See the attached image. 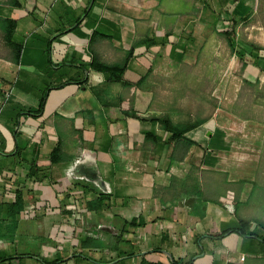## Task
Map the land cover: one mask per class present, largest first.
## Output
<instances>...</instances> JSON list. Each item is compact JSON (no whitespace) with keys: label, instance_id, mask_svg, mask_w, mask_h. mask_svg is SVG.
Returning a JSON list of instances; mask_svg holds the SVG:
<instances>
[{"label":"crops","instance_id":"obj_1","mask_svg":"<svg viewBox=\"0 0 264 264\" xmlns=\"http://www.w3.org/2000/svg\"><path fill=\"white\" fill-rule=\"evenodd\" d=\"M13 1L0 9L1 25H14V45L1 28L0 257L264 264V176L246 174L248 159L233 175L231 158L232 133L264 132V0ZM127 55L119 80L95 68ZM234 74L240 112H185ZM160 115L205 121L171 139L150 120ZM241 221L244 232L226 231ZM98 230L121 234L135 255L79 256V240Z\"/></svg>","mask_w":264,"mask_h":264},{"label":"trees","instance_id":"obj_2","mask_svg":"<svg viewBox=\"0 0 264 264\" xmlns=\"http://www.w3.org/2000/svg\"><path fill=\"white\" fill-rule=\"evenodd\" d=\"M13 3H15L12 0ZM1 28L4 32V39L8 44L14 45L11 42V37L14 31V25L12 22H9L8 20H3L2 21ZM5 24V27H4ZM128 55L124 59V61L119 64V65H95V68L98 70H103L106 71L110 74L111 78L115 80H119L121 78V74L123 70L126 67L127 64V59ZM17 59H15L16 61ZM136 117H138L136 114H134ZM150 120H153L157 122L160 127L163 130H166L171 133V139H177L180 136H182L184 133H186L191 126H197L199 124H202L205 119L204 118H199L197 121H194V123L190 125H183L179 126L178 124H175L171 117L169 115H160L156 117L150 118ZM58 152V147L54 148L50 155L51 161H54L58 159L56 156V153ZM102 198H97L95 200L87 202V209L89 210H94L98 207H101L100 202ZM21 204L20 197L19 199H16L14 202L8 204V216L7 219L9 220V225L6 229V240L10 241L15 233L16 227H17V220H16V213H15V208ZM133 222V221H132ZM130 222V223H132ZM249 223L247 221H241L239 225L229 228L226 231L231 232V231H237V232H244L246 230V227ZM127 240L123 239L121 234L112 232V231H107V230H98L96 234L94 235H86L83 238H81L78 242V250L79 256H82L84 258H87L88 256L86 253H104V252H117L118 257H131L135 255V252L129 251L123 248V246H128ZM75 256V255H74ZM21 258H34L37 260L39 264H57L60 262H64V259H57L53 261H47L46 259L40 257L37 254L34 253H20L16 255H7L0 257V264H11V261L14 259H21ZM88 259V258H87ZM98 264V263H97ZM137 264H163L161 262H151L144 257H142ZM168 264H193L192 260L191 261H181V260H175L171 259Z\"/></svg>","mask_w":264,"mask_h":264},{"label":"rangeland","instance_id":"obj_3","mask_svg":"<svg viewBox=\"0 0 264 264\" xmlns=\"http://www.w3.org/2000/svg\"><path fill=\"white\" fill-rule=\"evenodd\" d=\"M5 0H0V9L3 7ZM3 46L1 22H0V48ZM232 83L225 86H217L216 98L214 100H200L184 102V110L189 115L199 113L201 116L208 114L216 106L224 107L226 110L240 112L239 94L242 85L239 84V74H234ZM206 89L207 86H200V89ZM205 92V93H204ZM205 90H200L199 96H204ZM247 109V108H246ZM249 109V108H248ZM193 117V116H192ZM191 119V117L189 118ZM257 137L245 139L240 133H232V173L239 176L244 170L243 160L248 159L246 174L248 176H264V149L261 148L260 141L264 140V132ZM263 136V137H262ZM247 140V141H246ZM258 144V145H256ZM242 165V168L240 167Z\"/></svg>","mask_w":264,"mask_h":264},{"label":"built area","instance_id":"obj_4","mask_svg":"<svg viewBox=\"0 0 264 264\" xmlns=\"http://www.w3.org/2000/svg\"><path fill=\"white\" fill-rule=\"evenodd\" d=\"M240 260L243 261V260H244V256H241V257H240Z\"/></svg>","mask_w":264,"mask_h":264}]
</instances>
